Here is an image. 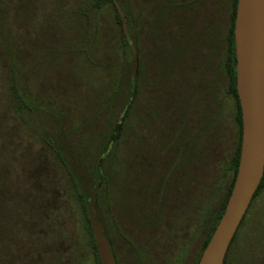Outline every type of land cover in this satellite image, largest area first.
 <instances>
[{
	"label": "trees",
	"instance_id": "1",
	"mask_svg": "<svg viewBox=\"0 0 264 264\" xmlns=\"http://www.w3.org/2000/svg\"><path fill=\"white\" fill-rule=\"evenodd\" d=\"M237 5L238 0H0V264L8 263L12 244L20 245V234L38 230L42 246L44 239L62 236L66 197L79 203L101 264L89 201L103 176L95 213L114 244L99 200L119 175L123 208L133 209L138 232L132 243L121 237L138 253L141 226L151 223L155 234L162 229L164 253L156 251L152 262L168 264L175 215V259L185 251L190 264L199 263L240 163ZM225 98L234 104L232 126L223 121ZM87 143L99 150L92 162ZM34 144L41 148L36 159L24 152ZM196 152L200 165L188 172ZM263 188L264 178L251 205ZM161 214L164 224L157 227Z\"/></svg>",
	"mask_w": 264,
	"mask_h": 264
},
{
	"label": "water",
	"instance_id": "2",
	"mask_svg": "<svg viewBox=\"0 0 264 264\" xmlns=\"http://www.w3.org/2000/svg\"><path fill=\"white\" fill-rule=\"evenodd\" d=\"M124 30L135 54L136 49ZM237 92L242 109L243 135L236 181L224 214L198 264H224L228 249L264 178V0H238L235 21ZM135 61L133 76H136ZM102 160L98 163V168ZM103 180L96 183L88 206L101 264H117L95 213Z\"/></svg>",
	"mask_w": 264,
	"mask_h": 264
},
{
	"label": "rangeland",
	"instance_id": "3",
	"mask_svg": "<svg viewBox=\"0 0 264 264\" xmlns=\"http://www.w3.org/2000/svg\"><path fill=\"white\" fill-rule=\"evenodd\" d=\"M35 86L41 88V80L37 81ZM223 106V121L226 125L230 126L231 124L232 126L235 109L231 98L228 100L225 98V105ZM131 125H136V122L131 123ZM20 148L23 149V146ZM87 151L89 152L87 155L89 161H94V156L99 151L98 148L88 145ZM24 152L31 153L30 158L33 156L36 159L41 148L38 144H34L31 151ZM44 160L47 159L44 158ZM200 161L199 154L194 153L187 163L186 171L189 172L199 166ZM53 175L56 176L55 182L61 179L60 173L56 172ZM21 176L23 174L19 172L17 183L21 182ZM123 178V175H119L118 181L113 184L114 187L108 186V188L103 189L99 200V211L105 220L109 237L114 239L115 251L120 264H135L133 254L130 253L129 246L124 244L123 238L120 237L122 232H118L119 228L117 229L114 221L115 216L118 217L123 214V194L121 195L119 192L118 183ZM183 190H185L184 187ZM57 196L59 197V194ZM66 199L64 207L68 218L64 220V226L61 225L60 227L62 236L53 240L44 239L45 245L42 246L40 243L43 242H39L38 230H33L30 235L23 233L25 235L23 236L20 234L21 247L17 243L12 244L6 258L9 264H95L94 249L90 244V234L86 227L84 213L76 199L72 197H66ZM211 201L214 202L215 200L211 199ZM212 202L211 206L213 205ZM213 209L214 206L212 207V214L214 213ZM168 264H190L188 254L182 251L176 259H170ZM227 264H264V188L253 201L244 223L237 232Z\"/></svg>",
	"mask_w": 264,
	"mask_h": 264
},
{
	"label": "flooded vegetation",
	"instance_id": "4",
	"mask_svg": "<svg viewBox=\"0 0 264 264\" xmlns=\"http://www.w3.org/2000/svg\"><path fill=\"white\" fill-rule=\"evenodd\" d=\"M111 171L116 175L117 165L114 159L112 162ZM132 214H133V209L129 205L126 204V207L123 208L122 216L121 215L118 217L115 216V219H114L117 229L119 228L118 232H122V234L126 237V239H128L131 243L134 241L133 238H137L136 234H138L136 226L132 224V220H131ZM147 220L148 218L146 217V219L143 220V222H146ZM163 220H164L163 215L161 214V216L156 218V226L161 227L164 224ZM147 225L149 226L148 228L141 226V230H140L141 240H140V245H139L140 250L138 253H136L135 250L132 249V245L129 243L128 240L125 241L123 239L124 244L126 246L127 245L129 246L130 253L133 254V257L135 259V264H157V262H152V260L156 258L155 252L157 251L158 253H161V255H162V252L164 253V247H163L164 240H163V235H162V229H160L161 232L159 234L157 232L155 234L153 231V228H154L153 225L151 223L149 224L147 223ZM110 238L114 243V239H112V237ZM170 240L173 244V251H174V258H175V215L173 217V222L171 226V239ZM108 242L110 243V248L114 255L116 263L120 264L118 257L116 255L115 248H114L115 243L111 244L109 240ZM168 254H170V252ZM93 256L95 257V264H97V258L94 253H93Z\"/></svg>",
	"mask_w": 264,
	"mask_h": 264
}]
</instances>
